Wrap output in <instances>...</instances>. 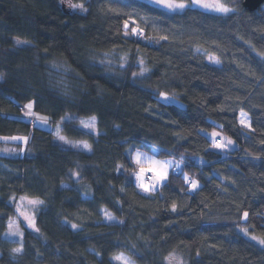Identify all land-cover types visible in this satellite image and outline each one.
Instances as JSON below:
<instances>
[{"label":"trees","instance_id":"trees-1","mask_svg":"<svg viewBox=\"0 0 264 264\" xmlns=\"http://www.w3.org/2000/svg\"><path fill=\"white\" fill-rule=\"evenodd\" d=\"M242 1L217 15L141 0H0V135L29 137L23 154H0V264H114L119 253L137 264H264V246L241 233L264 237V3ZM115 52L126 72L102 63ZM29 101L91 150L17 117ZM89 117L94 134L78 128ZM214 127L239 147L213 149L201 131ZM140 150L182 165L144 193ZM19 192L43 203L14 254L1 238Z\"/></svg>","mask_w":264,"mask_h":264},{"label":"rangeland","instance_id":"rangeland-1","mask_svg":"<svg viewBox=\"0 0 264 264\" xmlns=\"http://www.w3.org/2000/svg\"><path fill=\"white\" fill-rule=\"evenodd\" d=\"M141 1L150 3V4H152V5L156 6V7L164 10L167 13H177V12H181V11L184 10V9L183 10H180V9L169 10V9H166V8H164L162 6H158L156 3L150 2V0H141ZM181 2H183L185 4H190L191 0H175V3H181ZM203 2L207 3L209 5H214V4H216L218 2V3H221V4H224V5L228 6L226 4L225 0H203ZM228 7H230V6H228ZM186 8H195V9H198V10H201V11H204V12L217 14V15H227V14H229V13L225 14V13L217 12V11L213 10L212 7H209L207 9H205L203 7H199V6L186 7ZM207 60L210 62L209 57H207ZM102 63L106 64L107 67H109L110 70H112L113 72L115 70L116 71L117 70L118 71H124L125 70V72H126L127 67H128V58H127V56H125L122 53L115 52V53L109 54L107 59L103 60ZM138 64L141 65L140 62H138ZM162 93H164L168 98L167 99L162 98L160 96V93H159L156 97H157V99L160 102H162L164 104H174V105H177L179 107H184L185 106L184 102L182 100H180L177 96L171 95V94L166 93V92H162ZM29 102H31V101H29ZM29 102H26V103L22 104V109H21L22 113L19 114V116L22 119H24V120L27 118L23 114L25 111H27V109L25 108V105L27 103H29ZM36 114L38 116H41V117H46V116H44L42 114H39V113H36ZM32 118L35 120L34 126H36L37 128H41V129H44V130H47V131H52L55 134L57 132V126L59 125L60 128H61L60 124H53L49 120L48 117H47L48 118V123L46 125L40 123L36 119V117H32ZM91 118L92 117L79 119L78 120L79 121L78 128L82 129L85 132L94 134L95 131H96V124H95V130H92L90 128H84L81 125V123H80L81 120H84L85 122H88V121H90ZM201 132L204 135H206L207 138L212 142V148L217 150V151L222 152L223 154H225L228 151H233V150H235L236 148L239 147L237 141L233 140L232 138H230L229 136L224 134L222 132V130H220L217 127H214V128H212L210 130H202ZM212 133H217V135L215 137H213ZM13 138H17V139H13ZM23 138H26V141L28 142L29 137H27V136H18V135H16V136H1L0 135V154L1 155H6V156L17 155L18 153L23 154V152L25 150L26 143H27V142H25V140ZM227 140H231L232 143L231 144H227ZM69 142H70L71 145L72 144L85 143L83 141H69ZM217 143H220V144H222L224 146L220 147V148H217L216 147ZM18 145H20V147ZM77 149L84 150L82 147L77 148ZM85 151H88V150H85ZM138 154L136 155V157L137 156L139 157V163H137L136 157H132L133 158L132 161L136 165V169H135V172H134V181H135L136 185L139 187V189L142 192H144V193H150V192H155V191L159 190L160 187L163 185V183L165 181V180H163V181H160L159 183L156 182V172L159 171V163L153 164V161H157V162H160V163H165V166L167 168V177H168L169 173H171L172 171L179 170L181 165H182V161L181 160H178V159L172 158V157L160 158L157 155L156 152H148V151L140 150V151H138ZM141 168L145 169V171L142 173V175H141ZM137 175H141V180L140 181L137 180ZM147 175L152 177V179L151 180H146V176ZM75 178H77V177L75 176ZM141 183L143 185H145L146 187H148V189H149L148 192H145L143 190V188L140 187ZM21 197H26V199L21 200ZM28 200H37V199L29 198V197H27L25 195H22L20 192L15 194V195H13L12 199H11V204H12L13 210H14V216L11 219H9V221L7 222L6 231L3 234L1 239L7 241L11 246H13V248L22 245V238L19 237V236H13V235H9L8 234L9 233V224L10 223L11 224H18L20 226V230L21 231H22V227L21 226H25L29 230L35 231V230H33V228L28 226L27 221L24 219V216L21 215V213L27 214L29 217L33 218L34 221H35V214H36L35 212H36V210H37V208L39 207L40 204H36V205L29 204ZM18 207L20 208V211H17ZM35 227H36V225H35ZM241 233L246 238H248V239H250L252 241H255V240L250 238L251 235H249V234L245 235V233L243 231H241ZM121 255L124 258H127V261H130V264H137L127 254H124V253L116 254L113 257L121 256ZM113 257H112L111 260H112V262L114 264H123V262L121 260L113 259ZM167 263L168 264H186V260L181 255H173V256H170L167 259Z\"/></svg>","mask_w":264,"mask_h":264},{"label":"snow or ice","instance_id":"snow-or-ice-1","mask_svg":"<svg viewBox=\"0 0 264 264\" xmlns=\"http://www.w3.org/2000/svg\"><path fill=\"white\" fill-rule=\"evenodd\" d=\"M150 2H153V3H156L158 6H162L166 9H169V10H176V9H180V10H183L185 9L186 7H194V6H199V7H203L205 9L209 8V7H212L213 10L217 11V12H220V13H231V12H234L235 9L234 8H230L224 4H221V3H216L214 5H209L207 3H204L203 0H191V3L190 4H185L183 2L181 3H175V0H150ZM70 7L72 8H79L80 11H85V9L83 8L82 5H72L70 4L69 5ZM125 27H127V23H125ZM132 33L133 34H137V35H142L143 34V30L142 29H137V28H133L132 29ZM128 33H125V35H127ZM160 39H167V37H164V36H161ZM17 43H21V41L19 39H17ZM209 60L211 63H214V64H219L220 61L219 59L215 58V57H209ZM141 65H143V61H140ZM148 71V69L146 67H141V72H140V75H143L144 73H146ZM133 75H137V73H133ZM3 77L0 76V79H2ZM160 96L164 99H167L168 97L164 94V93H160ZM174 99V98H173ZM25 108L27 109V111H25L23 114L25 117H36V119L42 123V124H47L48 123V118L47 117H41V116H38L34 111H33V103L32 102H29L25 105ZM243 115V113H242ZM62 119H64L62 117ZM81 125L84 127V128H90L92 130H95V124H96V118L95 117H92L90 119V121L88 122H85L84 120H81L80 121ZM241 123L244 125V127H248V124L244 123V120H241ZM60 133V126L58 125L57 126V132H56V135H57V138L64 142V143H69V141L66 139V137L62 136L59 134ZM217 135V133H212V136L215 137ZM13 139H17V138H13ZM26 141V138H23ZM232 141L231 140H227V144H231ZM72 147H76V148H80L82 147L84 150H88L90 151L91 150V146L89 144H87L86 142L85 143H82V144H72L71 145ZM224 145L220 144V143H217L216 144V147L217 148H220V147H223ZM136 161L137 163H139V157L137 156L136 157ZM159 163V171L156 172V182L159 183L160 181H163V180H166L167 179V168L165 166V163H160V162H157V161H153V164H157ZM145 171L144 168H141V175L142 173ZM141 175H137V180L140 181L141 180ZM188 177L185 176V180L187 181ZM192 186L195 187L196 184H195V181H193L192 183ZM140 187L143 188V190L145 192H148L149 189L148 187H146L145 185H143L142 183L140 184ZM26 199V197H21V200H24ZM28 203L29 204H33V205H36V204H42L43 201H39V200H28ZM175 205L172 206L173 210H175ZM17 211H20V208L18 207L17 208ZM21 215L24 216V219L27 221L28 223V226L33 228V230L35 231H38V229H36L35 227V221L33 218L29 217L27 214L25 213H21ZM243 217L246 219L248 217V213L245 211L243 213ZM109 219H113V217L109 216L108 217ZM73 228H76L77 225H72ZM241 231H243L245 233V235L248 234V230L247 228H242ZM9 235H13V236H19L22 238L23 236V232L20 230V226L18 224H9ZM251 239L255 240L257 243H259L260 245L264 246V237H258V236H251L250 237ZM23 251V246L20 245L18 247H15L12 249V252L14 254H21ZM113 259H116V260H121L123 262V264H130V261H127V258H124L122 255L121 256H116V257H113Z\"/></svg>","mask_w":264,"mask_h":264},{"label":"water","instance_id":"water-1","mask_svg":"<svg viewBox=\"0 0 264 264\" xmlns=\"http://www.w3.org/2000/svg\"><path fill=\"white\" fill-rule=\"evenodd\" d=\"M264 0H243L242 6L247 9L248 11H255L257 10L262 4Z\"/></svg>","mask_w":264,"mask_h":264},{"label":"built area","instance_id":"built-area-1","mask_svg":"<svg viewBox=\"0 0 264 264\" xmlns=\"http://www.w3.org/2000/svg\"><path fill=\"white\" fill-rule=\"evenodd\" d=\"M28 121H29V123L31 125L34 123V119L33 118H29ZM146 180H150V176L149 175L146 176Z\"/></svg>","mask_w":264,"mask_h":264},{"label":"crops","instance_id":"crops-1","mask_svg":"<svg viewBox=\"0 0 264 264\" xmlns=\"http://www.w3.org/2000/svg\"><path fill=\"white\" fill-rule=\"evenodd\" d=\"M138 154V152L135 154V156L134 157H136V155ZM139 155V154H138Z\"/></svg>","mask_w":264,"mask_h":264}]
</instances>
